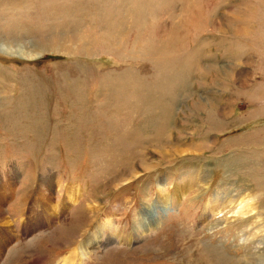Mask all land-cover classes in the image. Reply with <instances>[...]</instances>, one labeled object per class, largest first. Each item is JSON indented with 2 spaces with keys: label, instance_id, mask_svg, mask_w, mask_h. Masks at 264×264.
Wrapping results in <instances>:
<instances>
[{
  "label": "rangeland",
  "instance_id": "rangeland-1",
  "mask_svg": "<svg viewBox=\"0 0 264 264\" xmlns=\"http://www.w3.org/2000/svg\"><path fill=\"white\" fill-rule=\"evenodd\" d=\"M0 46V264H264V0H0Z\"/></svg>",
  "mask_w": 264,
  "mask_h": 264
},
{
  "label": "bare ground",
  "instance_id": "bare-ground-1",
  "mask_svg": "<svg viewBox=\"0 0 264 264\" xmlns=\"http://www.w3.org/2000/svg\"><path fill=\"white\" fill-rule=\"evenodd\" d=\"M18 45V44H17ZM0 47H2V46H0ZM7 47V46H6ZM16 47V46H15ZM18 48V47H17ZM3 49V51H6L5 49H4V47L2 48ZM19 49H20V47H19ZM25 51V50H24ZM22 49L21 50H18V49H7V54H9V55H19V56H21V55H23L24 52ZM22 57H24V56H22ZM42 183H45V185L47 186H49V180H48V178L46 179V181H43ZM51 186H52V184H51ZM75 195H73V193H71V192H68L67 193V195H66V199H65V204H67L68 206H71V205H74V203H75ZM65 204H63V205H65ZM164 207V206H163ZM52 209H54V208H52ZM1 218V217H0ZM143 223H144V221H141V219H139V221H136V228L137 229H139V228H143L144 226H143ZM105 224H106V226L108 225V222L106 221L105 222ZM8 227V226H7ZM147 230H148V228H147ZM96 231V230H95ZM149 232V231H148ZM98 240V239H97ZM81 247V246H80ZM84 248H85V246H83ZM81 250H82V247L81 248H78L77 249V252H79V256L80 257H82V255H83V253L81 252ZM75 252H73V253H71L70 255H68L66 258H64L62 261H61V264H72L73 262H75L74 260H75Z\"/></svg>",
  "mask_w": 264,
  "mask_h": 264
},
{
  "label": "crops",
  "instance_id": "crops-1",
  "mask_svg": "<svg viewBox=\"0 0 264 264\" xmlns=\"http://www.w3.org/2000/svg\"><path fill=\"white\" fill-rule=\"evenodd\" d=\"M23 172V171H22ZM6 174H9V171H7L6 173H0V178H1V181L3 182V184H5V185H3V189H4V193H5V196H6V200H5V202L4 203H0L1 204V206L3 207V208H5V210H7L9 207V205H12L13 204V202H14V193H15V190L13 189L14 187H13V185L14 184H12V192H10V190H8V188H7V186H6V184H7V175ZM20 174V173H19ZM21 175V181H20V187L21 186H23L22 187V191H23V189H24V184L26 183V180H28V178H29V174L27 173V172H25L24 171V173L22 174H20ZM33 183H31V185H32ZM20 187H19V189H20ZM38 188H39V185H38ZM18 189V190H19ZM4 195V194H3ZM22 200H20L19 201V203H21V208H23V206L25 205V202H26V200H25V196L23 195V198H21ZM4 210V209H3ZM5 215H6V213H5ZM6 217H7V220L9 219V217L6 215ZM11 227V226H10ZM12 231V230H11ZM12 240L10 241V243L12 244L13 243V237L11 238ZM7 249V248H6Z\"/></svg>",
  "mask_w": 264,
  "mask_h": 264
}]
</instances>
